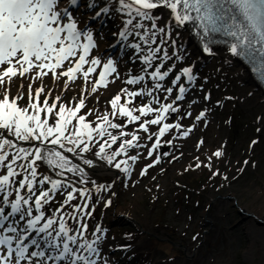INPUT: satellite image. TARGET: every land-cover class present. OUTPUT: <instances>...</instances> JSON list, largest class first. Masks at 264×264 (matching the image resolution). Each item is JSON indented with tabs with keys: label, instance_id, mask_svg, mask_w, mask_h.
<instances>
[{
	"label": "snow or ice",
	"instance_id": "1",
	"mask_svg": "<svg viewBox=\"0 0 264 264\" xmlns=\"http://www.w3.org/2000/svg\"><path fill=\"white\" fill-rule=\"evenodd\" d=\"M82 7L93 12V19L121 22L113 35L132 50L130 58L140 62L143 73L125 81L142 87L121 89L109 101L111 113L95 121L88 120L92 110L81 114L87 107L86 93L108 88L119 73L115 60L102 63L93 57L94 33L75 18ZM156 10L168 13L166 26H160ZM187 27L195 30L208 55L215 54L213 46L225 45L264 83V0H0V264H111L102 255L104 230L97 224L89 231L94 209L89 210L90 181L81 165L93 166L86 155L92 153L130 174L129 159L134 162L137 155L117 158L143 146L136 132L149 133L150 125L159 126L158 134L147 137H157L151 156L166 133L181 129L180 123L165 121L179 112L177 102L185 99L188 89L182 78L192 84L196 77L193 67L168 62L183 60L177 30ZM173 71L177 74L166 84ZM45 78L64 81V91L78 79L85 87L78 100L67 99L53 95L50 88L46 91ZM174 89L178 94L172 97ZM25 94L27 101L21 104ZM145 96L147 103H135L136 97ZM205 115L200 112L196 119ZM117 116L126 123L114 122ZM133 123L139 126L135 131H124ZM118 141V149L112 150ZM213 155L221 157L223 152ZM103 190L96 186V191ZM105 204L111 206L112 201Z\"/></svg>",
	"mask_w": 264,
	"mask_h": 264
},
{
	"label": "rangeland",
	"instance_id": "2",
	"mask_svg": "<svg viewBox=\"0 0 264 264\" xmlns=\"http://www.w3.org/2000/svg\"><path fill=\"white\" fill-rule=\"evenodd\" d=\"M92 17L93 12L89 9L82 7L75 11L78 22L91 29L96 38L93 57H99L102 63L109 58L115 60L119 78L106 89L101 88L95 94L86 93L87 107L81 114L92 110L89 121H95L105 112L111 113L109 101L121 89L141 88L142 85L130 86L125 81L143 74L140 62L130 58L132 50L117 43L118 36L113 35L120 29L116 19ZM182 53L183 60L174 57L168 64L174 61L177 68L193 67L191 55ZM194 67V83L189 84L182 78L188 91L185 99L177 102L179 112L171 114L165 121L180 123L182 127L166 133L161 138V146L151 156L149 152L157 137H147L151 133L158 134L159 126L150 125L149 133L136 132L143 146L129 149L128 157L117 158L129 159L137 155L136 161L129 159L130 174L108 165L92 153L86 155L93 160V166L81 165L90 181L92 200L89 210L94 209L88 220L89 231L97 224L104 230L102 255L109 258L111 264H255L247 253L251 239L250 221L245 215L246 209L253 210L263 199L264 178L259 171L264 164L262 109L254 92L242 87L223 66ZM100 71L102 67L97 69L96 75ZM176 74L173 71L165 83ZM44 83L46 91L50 88L53 95L76 100L85 87L81 79L70 84L68 91L63 90L64 81L45 78ZM18 86L17 83L13 87V94ZM148 86H151L150 81ZM177 94L174 89L172 97ZM44 98L42 95L41 101ZM26 101L27 94L20 103ZM148 101L146 96L135 98L136 104ZM200 112L206 115L198 120L196 117ZM182 113L191 115L182 118ZM114 122L125 124L126 118L117 116ZM138 127L133 123L124 131H135ZM188 128L193 130L185 137L183 133ZM113 132L117 134V130ZM119 144L120 141L112 150L118 149ZM216 151H222L223 156H214ZM157 158L160 163L155 164ZM150 164L154 167H148ZM209 164L211 168L206 166ZM145 167H148L146 175L142 172ZM214 172L220 175H214ZM97 185L104 190L96 191ZM57 199L63 197L57 194ZM107 200L112 201L111 206H106Z\"/></svg>",
	"mask_w": 264,
	"mask_h": 264
},
{
	"label": "bare ground",
	"instance_id": "3",
	"mask_svg": "<svg viewBox=\"0 0 264 264\" xmlns=\"http://www.w3.org/2000/svg\"><path fill=\"white\" fill-rule=\"evenodd\" d=\"M156 14L162 17L160 21V26H166L169 19L168 13L164 10H156ZM116 24L121 27V22L115 20ZM179 37L177 38L182 44L180 48L181 52L185 51V54L191 55V63L193 64V70L198 66H223L224 70H227L233 75V78L238 81L242 87H246L250 92H254L257 102L259 103L263 118H264V85L258 81L254 74L251 72L250 68L243 64L242 61L235 59L231 56L230 51L225 45L213 46L215 54L208 55L203 51V45L199 37L196 35V32L193 28L187 27L183 29H178ZM256 143H258L256 141ZM255 143V144H256ZM258 145V144H257ZM263 169L259 168V171H262L264 178V164L262 163ZM262 189L261 192H263ZM253 191V190H252ZM263 199L261 200L258 207H253V210L246 209V217L249 219V237L251 239L250 249L248 250V257L253 259L255 264H264V192ZM248 207V206H247ZM251 215L259 218L260 221L251 217ZM224 218V217H223ZM225 219V218H224ZM257 259V261H256Z\"/></svg>",
	"mask_w": 264,
	"mask_h": 264
}]
</instances>
